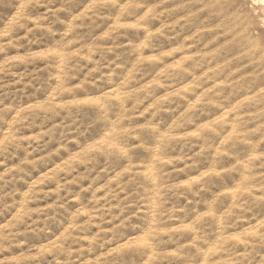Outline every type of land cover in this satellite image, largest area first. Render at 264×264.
I'll return each instance as SVG.
<instances>
[{
    "label": "rangeland",
    "instance_id": "obj_1",
    "mask_svg": "<svg viewBox=\"0 0 264 264\" xmlns=\"http://www.w3.org/2000/svg\"><path fill=\"white\" fill-rule=\"evenodd\" d=\"M251 1L0 0V264H264Z\"/></svg>",
    "mask_w": 264,
    "mask_h": 264
},
{
    "label": "bare ground",
    "instance_id": "obj_2",
    "mask_svg": "<svg viewBox=\"0 0 264 264\" xmlns=\"http://www.w3.org/2000/svg\"><path fill=\"white\" fill-rule=\"evenodd\" d=\"M251 2H253L258 8L257 10L259 11V13L262 14V16L264 17V0H252ZM256 10V11H257ZM251 12V11H250ZM256 19V18H255ZM262 23L264 24V21H262ZM259 28V27H258Z\"/></svg>",
    "mask_w": 264,
    "mask_h": 264
}]
</instances>
